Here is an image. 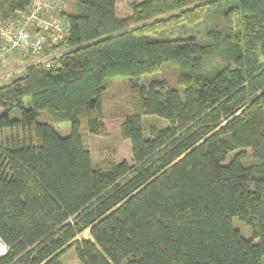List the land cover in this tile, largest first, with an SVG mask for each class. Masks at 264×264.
<instances>
[{
  "label": "trees",
  "instance_id": "trees-1",
  "mask_svg": "<svg viewBox=\"0 0 264 264\" xmlns=\"http://www.w3.org/2000/svg\"><path fill=\"white\" fill-rule=\"evenodd\" d=\"M31 1L0 0V19ZM66 18L54 66L0 85V264H62L70 248L81 264H262L264 0H143L125 17L116 0H75ZM203 19L205 43L155 34ZM165 63L181 92L141 82ZM117 77L138 94L119 126L131 157L100 169L83 130L105 134ZM144 115L168 124L146 137Z\"/></svg>",
  "mask_w": 264,
  "mask_h": 264
},
{
  "label": "rangeland",
  "instance_id": "rangeland-1",
  "mask_svg": "<svg viewBox=\"0 0 264 264\" xmlns=\"http://www.w3.org/2000/svg\"><path fill=\"white\" fill-rule=\"evenodd\" d=\"M143 0H116V15L125 17L131 13L132 7ZM67 13L75 12V0H63ZM211 28L209 19H203L192 25L171 26L165 30L156 32V36L160 38H180L194 37L198 42L205 43L207 41L205 34ZM142 83L151 82L153 80L164 81L167 86H171L182 91V87L176 83V72L171 63H165L158 72L145 74L140 77ZM138 94L130 88L126 80L117 77L110 84L103 96V114L105 134L102 136L92 135L83 130L86 145L89 147L92 167L105 169L109 164L117 163L122 160L129 161L131 157V146L128 139H123L119 133V126L127 114L132 113ZM19 110L17 108L10 112L11 117H17ZM49 112L42 111L37 118L38 121L48 120ZM143 124L146 127L145 136H149V126L154 125L157 128H164L168 121L157 115H144L142 117ZM55 131L64 136L69 131L68 124H53ZM6 134V130L3 131ZM231 156V155H230ZM230 158V157H229ZM228 158V159H229ZM227 159V160H228ZM232 225L238 229L244 238L252 237L250 226L241 221L238 217H232ZM79 237H89L88 230H84ZM62 264H81L75 254L73 248L68 249L60 255ZM264 264V256L262 258Z\"/></svg>",
  "mask_w": 264,
  "mask_h": 264
},
{
  "label": "built area",
  "instance_id": "built-area-1",
  "mask_svg": "<svg viewBox=\"0 0 264 264\" xmlns=\"http://www.w3.org/2000/svg\"><path fill=\"white\" fill-rule=\"evenodd\" d=\"M63 0H32L14 19H0V85L24 75L30 65L54 66L63 49H56L67 31ZM6 246L0 239V255Z\"/></svg>",
  "mask_w": 264,
  "mask_h": 264
}]
</instances>
